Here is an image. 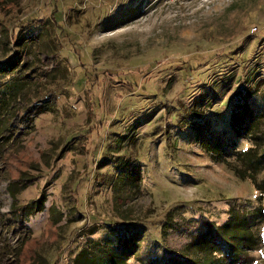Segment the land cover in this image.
Returning a JSON list of instances; mask_svg holds the SVG:
<instances>
[{
	"label": "rangeland",
	"instance_id": "rangeland-1",
	"mask_svg": "<svg viewBox=\"0 0 264 264\" xmlns=\"http://www.w3.org/2000/svg\"><path fill=\"white\" fill-rule=\"evenodd\" d=\"M16 56L11 101L50 111L0 136V264H72L92 241H126V264H264V161L236 158L264 153V0H0V64ZM216 133L233 171L200 145ZM18 178L19 206L44 203L26 233Z\"/></svg>",
	"mask_w": 264,
	"mask_h": 264
},
{
	"label": "trees",
	"instance_id": "trees-1",
	"mask_svg": "<svg viewBox=\"0 0 264 264\" xmlns=\"http://www.w3.org/2000/svg\"><path fill=\"white\" fill-rule=\"evenodd\" d=\"M20 30H17L13 35V42L17 45L20 42L19 38ZM17 56L10 59L9 61L0 64V116L3 115L8 117L3 119L4 127L0 132L2 139L8 141L13 139V136H22L24 132L32 127L35 117L41 113L49 112L50 109L43 108L41 105H29L26 103H20L11 101L9 95L13 90V86L9 85L8 82H2V74H8L16 67ZM250 94H245L242 96V103L239 104L231 112L230 127L234 132L238 134L237 127L244 123L243 121H248L251 118L250 111L247 104V99ZM11 111V112H9ZM220 133L208 135L205 139L200 140V145L202 149L210 153L212 159L216 162L223 163L229 170L233 171L235 165L226 162V160L221 159L222 156L220 147L221 138ZM215 141L214 145H212ZM237 160L240 161V165L248 168L250 171L255 172L260 169V164L264 161V153L254 162L249 161L244 153L237 154ZM32 182L26 184L20 178L11 180L8 184L7 190L11 198V210L9 223L12 225H18L21 227L22 232L26 233L25 222L31 217L43 211L44 203L42 200L28 203L24 206L18 205L17 195L20 190L24 189L26 185H30ZM264 189V187H263ZM129 230H124L123 235H127ZM114 235V234H113ZM236 238V237H235ZM234 238L230 239L231 242H235ZM123 239L120 238V242ZM249 241L248 238L244 239ZM28 240L25 238L24 243ZM126 241H123L120 248L115 246L114 250H111L108 246V242L99 243L91 242L87 248H84L72 261V264H126V257L129 256L130 247L127 246ZM239 248V244L236 245ZM118 249H117V248ZM19 255L17 256L18 259ZM18 261V260H17ZM16 264H19L18 262ZM198 264V263H196Z\"/></svg>",
	"mask_w": 264,
	"mask_h": 264
},
{
	"label": "built area",
	"instance_id": "built-area-1",
	"mask_svg": "<svg viewBox=\"0 0 264 264\" xmlns=\"http://www.w3.org/2000/svg\"><path fill=\"white\" fill-rule=\"evenodd\" d=\"M253 32H257V28H253Z\"/></svg>",
	"mask_w": 264,
	"mask_h": 264
}]
</instances>
